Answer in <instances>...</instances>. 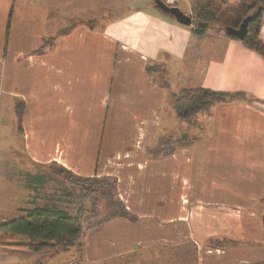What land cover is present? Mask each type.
<instances>
[{
	"label": "crops",
	"instance_id": "0c3cea01",
	"mask_svg": "<svg viewBox=\"0 0 264 264\" xmlns=\"http://www.w3.org/2000/svg\"><path fill=\"white\" fill-rule=\"evenodd\" d=\"M183 2L190 15L188 0L171 4ZM125 3L0 0V223L35 209L12 208L25 201L11 193L24 168L8 150L18 139L33 183L48 168L113 178L135 217L87 227L72 263L150 253L158 263L264 264V57L219 31L195 34L151 0ZM154 65L163 81L146 72ZM196 87L244 98L198 113L189 128L174 96ZM169 138L188 144L172 150ZM0 250L8 259L37 255L29 264L59 253Z\"/></svg>",
	"mask_w": 264,
	"mask_h": 264
},
{
	"label": "trees",
	"instance_id": "16d2710c",
	"mask_svg": "<svg viewBox=\"0 0 264 264\" xmlns=\"http://www.w3.org/2000/svg\"><path fill=\"white\" fill-rule=\"evenodd\" d=\"M190 16L192 17V30L197 35H203L208 30H216L222 32L225 36L236 38L233 35L224 33L223 26H232L237 28L242 18L250 14L258 5L264 6V0H254L251 5L236 20L227 23L222 19L223 14L229 5L228 0H188ZM173 5V4H171ZM155 9L165 17L172 19L173 17L159 10L155 5ZM264 13L248 23L247 33L241 40V43L248 49L259 53L264 57V42L259 38V29ZM222 19V20H221ZM48 47V43L42 42V45L35 53L43 52ZM146 72L163 81L166 73L159 67L147 66ZM244 98L242 93H226L212 91L201 87L184 89L174 96L173 111L176 117L187 123H192L195 115L200 112H207L209 109L220 103H228ZM22 105L16 108V114L20 117ZM67 179L71 184H77L82 190L93 188L91 185L100 183L109 184L112 191V203L110 205L114 214L107 219L122 217L132 221L135 217L129 214L124 205L118 199L116 194V180L113 178H81L73 174L66 173ZM87 184H90L87 185ZM102 194V189H101ZM101 225V224H100ZM84 234L78 218L71 217L66 212L48 208H35L28 212L24 217L16 220L0 223V246L30 250L35 253H46L54 251L60 246L63 250L74 248L80 251L83 245Z\"/></svg>",
	"mask_w": 264,
	"mask_h": 264
},
{
	"label": "rangeland",
	"instance_id": "374dc122",
	"mask_svg": "<svg viewBox=\"0 0 264 264\" xmlns=\"http://www.w3.org/2000/svg\"><path fill=\"white\" fill-rule=\"evenodd\" d=\"M124 1L126 3L125 5L123 4L122 10H131L138 8L139 6L142 7L150 2V0ZM232 1L233 0H228L229 5L225 11V14L222 16L224 22H231V24H233V21L236 20L240 14L241 8L245 11V9H247V7L251 5L254 0H240L239 3H233ZM177 5L184 14L187 12L184 2L183 5L180 3H177ZM155 10L158 11L157 9ZM6 115L7 111L4 108L1 112V116L5 118ZM180 122H184L189 128H193L197 123V114L195 115L192 123H187L181 120ZM169 139H165L163 142L165 143V147H171L172 150H175L178 148V146H183V144H188L187 139L185 141L183 139H179L178 141ZM1 145L2 142L0 141V148ZM8 150L12 153L11 162L14 160L13 166L19 165L20 168L24 167L20 174L14 175L15 178L11 183V193L15 194L17 198H20L21 194L25 193V201L23 200L12 205L13 201L10 200L13 210L16 205H21V207L24 206L25 208H48L61 210L66 212L71 217L78 218L82 233L87 227L90 228L95 225L98 226L108 220L107 218L114 214V211L110 208V205L114 204H111L113 200L112 191L109 184L100 183L91 186L90 184H87L90 187L93 186V188L90 189V192H88V190H82V188L75 183L71 184V182H69V180L66 178L67 175L65 172L60 171L59 169H56L54 172V170H51L50 168H46L47 170L44 171L41 170V173L39 172V169L37 172H34L35 175H41L37 176L41 178L39 183H33V180H29L33 174L31 175L29 172H24L27 171L26 169L28 168L26 167H28V165L23 162L24 158L22 156V146L18 139L16 141L13 140L11 144H8ZM13 154H16L18 158L14 157L15 155ZM4 194L5 191L0 188V196H3ZM27 202L30 203L27 204ZM57 251L59 253L57 255L49 256V258L46 259L45 264H72L73 261L71 260L81 257V254L74 248L63 250V247L60 246L59 248L57 247ZM3 253L4 252H1L0 250V264H29L30 259L28 257H31L34 261L35 257L37 256L32 254L31 256H24L23 258L14 256L11 259H8L7 257L5 258ZM165 256L166 255H163V257ZM42 257L45 258L48 257V255L42 254ZM130 257L131 255L124 256L121 259H109L104 261L103 264H174L170 262L158 263L159 261L156 259V255L150 253L143 255L138 253V261L135 260L136 256H134L132 259Z\"/></svg>",
	"mask_w": 264,
	"mask_h": 264
},
{
	"label": "water",
	"instance_id": "95a60500",
	"mask_svg": "<svg viewBox=\"0 0 264 264\" xmlns=\"http://www.w3.org/2000/svg\"><path fill=\"white\" fill-rule=\"evenodd\" d=\"M151 3L162 12L172 16L177 23L184 26H190L192 24V17L184 14L178 7L169 5L162 0H151ZM261 13H264V6L258 5L254 11L241 19L237 28L232 26H223L222 29L225 34L233 35L237 39L242 40L247 33L248 23L258 17Z\"/></svg>",
	"mask_w": 264,
	"mask_h": 264
},
{
	"label": "built area",
	"instance_id": "2783aa9c",
	"mask_svg": "<svg viewBox=\"0 0 264 264\" xmlns=\"http://www.w3.org/2000/svg\"><path fill=\"white\" fill-rule=\"evenodd\" d=\"M163 2L165 1V3H168L169 5H171L172 1L174 2L175 0H162ZM167 1V2H166ZM72 264H84L82 262H78V263H72Z\"/></svg>",
	"mask_w": 264,
	"mask_h": 264
}]
</instances>
